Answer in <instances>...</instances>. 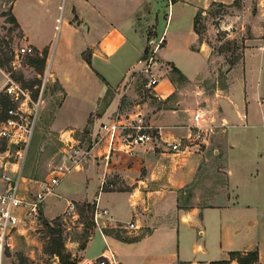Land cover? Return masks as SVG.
I'll return each instance as SVG.
<instances>
[{"label": "crops", "instance_id": "0c3cea01", "mask_svg": "<svg viewBox=\"0 0 264 264\" xmlns=\"http://www.w3.org/2000/svg\"><path fill=\"white\" fill-rule=\"evenodd\" d=\"M233 1L210 0L208 4ZM58 2L27 0V28L17 15L15 4L13 12L27 45L40 53L49 51L52 82L63 95L53 127L59 132L70 127L82 128L91 117L98 127L122 112L121 101L126 93L123 86L140 68L139 59L146 49L144 32L149 26L152 1L63 0V5ZM57 5L61 7V15L58 23H51ZM193 32L191 49L199 39L194 28ZM163 44L160 55H168L169 41L165 39ZM204 48L202 44L201 52ZM169 60L183 69L176 59ZM6 81V73L0 68V89ZM156 88L161 100L177 89L165 80ZM248 92L245 90V96L237 99L230 85L215 112L204 111L214 117L216 127L199 151L173 153L145 144L138 146L132 156L113 157L107 172L121 189L100 188L106 171L104 164L98 163L104 142L92 150L80 167L60 180L54 193L46 198L47 216L55 217L75 203H95L99 211L107 210L102 220L108 226H129L133 222L134 228L129 233L140 237L127 242L97 228L83 249L79 264L92 263L107 247L116 254L119 264H210L228 259L232 251L256 249L259 264H264V94L258 90L251 97ZM109 93H112L110 100L102 106ZM73 102L91 106L83 125L56 127L60 111ZM150 111L152 122L162 126L164 139L175 140L190 134L194 112L189 107L181 110L153 107ZM210 150L216 155L223 153L222 169L227 175L228 190L207 197L193 189L187 208H181L179 197L185 199L201 167L209 160ZM140 196L142 209L133 210L129 219L123 218L120 201ZM97 239L105 246L97 255L90 256Z\"/></svg>", "mask_w": 264, "mask_h": 264}, {"label": "rangeland", "instance_id": "374dc122", "mask_svg": "<svg viewBox=\"0 0 264 264\" xmlns=\"http://www.w3.org/2000/svg\"><path fill=\"white\" fill-rule=\"evenodd\" d=\"M15 1L0 0V68L27 88L34 100L39 96L46 76H49L42 93L44 101L35 119L34 133L23 166L25 182L31 178L45 180L54 169H60L62 165L64 130L59 132L53 127V122L63 95L49 75L48 50L40 53L34 49V53L25 55L20 63L14 64L16 48L27 45L20 23L17 26L10 21L12 13L14 14ZM151 1V18L144 32L146 52L152 50L151 43L154 39L155 44L161 45L160 49L165 42L161 43L162 38L169 41L168 55L162 53L161 57L160 49L155 54L159 69L154 72L159 78V83L170 81L177 89L166 100L159 99L156 88L159 83L156 87L148 88L146 84L150 77L138 69L123 86L126 93L121 101L122 112L142 110L151 114L153 107L165 110L189 107L193 112L206 109L215 112L220 99L227 96L230 85L233 86L237 99L245 96V90L249 91L251 97L255 96L258 90L264 94V0H240L239 5L218 2L208 4L210 0H179L172 9L168 0ZM175 1L177 0H172V3ZM58 3L61 5L63 0ZM58 5L52 13L55 15H51V23H58V17L61 15V7ZM15 9L27 28V0H18ZM199 11H203L198 23L201 38L192 46L194 52L190 46L195 39L194 17ZM55 43L54 39L52 48ZM202 44H205V48L201 52ZM169 59H176L185 70ZM39 60H43L44 64L39 63ZM111 96L112 93L107 94L105 103H108ZM7 100L0 94V121L4 118V108L10 105ZM89 107L91 106L88 104L81 105L76 102L66 105L58 114L55 126L83 125ZM95 121V118L91 117L84 127H70L65 130H73L78 134L82 130L96 127ZM7 148L6 143L0 142V160H14L6 156ZM209 154V160L201 167L197 180L187 190L185 198L193 194V189L207 197L215 192H227V175L222 169L223 153L216 155L210 150ZM9 169L10 166L2 172L8 173ZM85 203L87 202L66 206L63 212L55 217H49L43 211V215L36 221L27 222L15 237L13 249L6 260L7 264L59 263L57 257L48 253L50 241L54 236L44 226V220L52 223L53 228L62 229L66 251L71 253L79 264L83 247L97 229L93 214L95 212L86 208ZM119 206L122 217L129 219L133 210L142 209L141 196L136 200L122 199ZM57 218L61 220L56 221ZM101 221L105 223L104 220ZM57 223L61 225L57 226ZM105 228L113 229L123 238L136 236L129 233L131 229L125 224L107 225ZM112 236L117 238L115 234ZM103 246L105 245L102 241L97 239L89 251L90 256L97 255ZM99 260L101 258L93 260L92 263L97 264ZM225 260H230L229 264H238L237 260L230 259V256Z\"/></svg>", "mask_w": 264, "mask_h": 264}, {"label": "built area", "instance_id": "2783aa9c", "mask_svg": "<svg viewBox=\"0 0 264 264\" xmlns=\"http://www.w3.org/2000/svg\"><path fill=\"white\" fill-rule=\"evenodd\" d=\"M168 2L171 6L172 0ZM163 41L164 38L161 43ZM155 43L154 39L151 43L152 50L146 52V49L139 59L140 71L150 77L146 84L148 88L156 87L159 83L154 71L159 69L155 54L161 45ZM32 53L34 48L30 45L16 48L14 64L20 63L25 55ZM49 75L52 76L51 71ZM6 78V84L0 89V94L9 100L11 105L4 111V118L0 121V142L6 143L8 146L6 156L14 160H0V264H7L8 254L13 249L15 237L21 228L27 222L36 221L43 215L46 198L54 193L60 180L72 169L80 167L98 145L103 142L105 144L98 160L100 165L104 164L106 170L102 174L100 188L116 190L119 185L108 176L107 172L113 157L120 154L132 156L138 146L145 144H152L173 153L196 152L205 145V139L214 133L216 127L213 116L204 111H195L192 114L190 134L185 138L170 140L163 138L162 126L155 125L148 113L142 110L119 112L110 120L100 123L98 127L93 126L78 134L73 130H64L61 168L54 169L45 180L31 178L25 182L23 166L34 133L35 119L44 101L42 93L49 76H46L41 92L35 100L27 88L14 80L10 74L6 73ZM225 125L226 123L223 122L222 126ZM8 166H10L8 173H3L2 171ZM106 213L107 210L103 212L95 210L94 221L100 230H104L107 226L101 221ZM128 225L134 228L133 222ZM100 258L97 264H119L116 254L109 247L104 250Z\"/></svg>", "mask_w": 264, "mask_h": 264}, {"label": "trees", "instance_id": "16d2710c", "mask_svg": "<svg viewBox=\"0 0 264 264\" xmlns=\"http://www.w3.org/2000/svg\"><path fill=\"white\" fill-rule=\"evenodd\" d=\"M239 3H240V0H234V2H233L234 5H239ZM202 12L203 11H199L196 13V15L194 17V22H193L194 31L199 36V39L201 38V31L198 27V23H199V16ZM10 21L15 23L17 26H19L18 20L16 19L15 15L13 13L10 17ZM87 60L90 63L89 59H87ZM40 62H41V64L42 63L44 64L43 60H41V61L39 60V63ZM234 64H235V62L232 63V65H234ZM1 66L2 65L0 63V67ZM7 101L10 103L9 100H7ZM105 102H106V97L103 99L104 105L107 104ZM9 106H6L4 108V111ZM179 202H180L181 208H187V205L189 204V198L186 197L183 200L182 198L179 197ZM84 205L89 210H92V212H95V210H96V204L95 203L87 202ZM60 220H61V218L56 219V221H60ZM43 224L45 227H47L50 230L49 233L54 236L50 241V248L48 250V253L53 254L55 257H57L59 259L58 264H78V261L75 258H73L72 254L66 251L65 245H64L63 240H62V232H63L62 229L53 228L52 223H50L48 220H44ZM56 225L60 226L61 224L57 223ZM110 228H108V229L105 228L103 230L104 233L107 235L115 234L117 236V238H119L123 241H127V242H132V241L140 239V237H131V238L124 237L123 238L120 236L119 233H115L114 230L113 229L111 230ZM86 245H87V243H86ZM86 245L83 247V249L86 248ZM229 256H230V259H236L238 264H259V252L257 249L251 250L248 252L232 251L229 253ZM229 261L230 260H218V261H213L210 264H229Z\"/></svg>", "mask_w": 264, "mask_h": 264}, {"label": "water", "instance_id": "95a60500", "mask_svg": "<svg viewBox=\"0 0 264 264\" xmlns=\"http://www.w3.org/2000/svg\"><path fill=\"white\" fill-rule=\"evenodd\" d=\"M0 166H1V164H0Z\"/></svg>", "mask_w": 264, "mask_h": 264}]
</instances>
